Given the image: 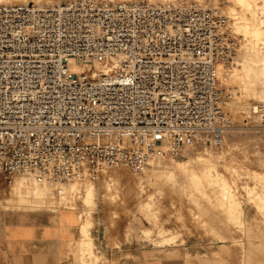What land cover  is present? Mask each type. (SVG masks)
Returning <instances> with one entry per match:
<instances>
[{
  "label": "built area",
  "instance_id": "obj_1",
  "mask_svg": "<svg viewBox=\"0 0 264 264\" xmlns=\"http://www.w3.org/2000/svg\"><path fill=\"white\" fill-rule=\"evenodd\" d=\"M238 47L226 15L185 0L0 5V174L96 181L220 145Z\"/></svg>",
  "mask_w": 264,
  "mask_h": 264
},
{
  "label": "rangeland",
  "instance_id": "obj_2",
  "mask_svg": "<svg viewBox=\"0 0 264 264\" xmlns=\"http://www.w3.org/2000/svg\"><path fill=\"white\" fill-rule=\"evenodd\" d=\"M35 1L58 4L67 0L26 2ZM185 1L219 9L238 36L237 54L220 71L232 118L222 143L214 145L207 140L181 155L165 158L172 164L183 161L187 165L176 173L174 181L166 178L164 183L153 180L149 184L145 179L137 189L133 181L117 183L109 171H124L130 179L142 172L110 167L96 181L45 183L44 196L25 205L6 197L13 184L26 175L9 180L0 174L1 213L60 209L73 216L77 213L75 220H80L88 264H110L108 259L95 256V238L114 254L127 246L148 254L173 247L224 254L232 258V264H250L262 256L264 264V0ZM12 3L25 2L0 1V5ZM114 184L125 189L113 192ZM62 187L65 194L57 192ZM91 187L93 199L87 202Z\"/></svg>",
  "mask_w": 264,
  "mask_h": 264
},
{
  "label": "crops",
  "instance_id": "obj_3",
  "mask_svg": "<svg viewBox=\"0 0 264 264\" xmlns=\"http://www.w3.org/2000/svg\"><path fill=\"white\" fill-rule=\"evenodd\" d=\"M60 209L31 213H1L0 264H88L83 254L81 225L75 216ZM96 257L108 259L110 264H232L224 254L182 250L170 247L158 254L144 253L135 247H125L114 254L102 240L95 238ZM227 258V259H226ZM262 264L252 260L250 264Z\"/></svg>",
  "mask_w": 264,
  "mask_h": 264
},
{
  "label": "bare ground",
  "instance_id": "obj_4",
  "mask_svg": "<svg viewBox=\"0 0 264 264\" xmlns=\"http://www.w3.org/2000/svg\"><path fill=\"white\" fill-rule=\"evenodd\" d=\"M0 1H2V0H0ZM6 1L28 3V2H26L28 0H6ZM151 1H154V0H151ZM35 2H38V1H35ZM47 2H51V1L47 0ZM248 71L249 70L247 69L246 72H248ZM233 77H235V75ZM180 162L175 164V161H174V164H175L174 165L170 161L166 160L165 158H155L150 163L151 168L150 169L147 168L146 170H144L142 172V174L138 175L137 177H133L130 179L131 176L126 174L124 171L118 173L119 170L118 171L113 170V171H115L116 174H114L113 171H111V172L109 171V175H110V177L115 178L117 183L120 181H122V182H130V181L132 182L133 181L134 182L133 186H136V188L139 189L140 187L143 186L145 179L147 180V182L149 184L152 183L153 180H154V183H156V184H161L166 178L173 180L178 171H184L187 168L186 163H184L183 161H180ZM105 172L107 173V171H105ZM106 173H105V175H106ZM193 174L197 175V172H193ZM194 179H196V178L194 177ZM200 179H201V177H198V181ZM201 181H203V179L200 180V182ZM106 182H109V180ZM49 184H51V183H49ZM13 185L14 186L12 187V190L10 191L9 195L6 198L15 200L18 204H22V205L29 203L32 198L44 196V194L46 193V190H47L45 183L44 184L38 183L34 178H32L28 175H26L25 177H22L21 179H18V183L13 184ZM115 185L116 184H114V187L116 190H113V192H117V191L123 192L124 186L122 188L120 185H117V186H115ZM104 188L106 189V187H104ZM112 189H114V188H112ZM60 190L62 191V194H65V188L64 187H62ZM93 195H94V189H93V187H91L87 193V202H89L93 199ZM108 195H109V193H108Z\"/></svg>",
  "mask_w": 264,
  "mask_h": 264
}]
</instances>
